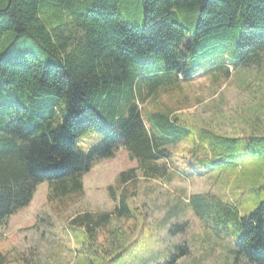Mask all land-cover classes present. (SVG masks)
<instances>
[{
    "label": "trees",
    "instance_id": "obj_1",
    "mask_svg": "<svg viewBox=\"0 0 264 264\" xmlns=\"http://www.w3.org/2000/svg\"><path fill=\"white\" fill-rule=\"evenodd\" d=\"M249 67L261 85L251 92L245 134L169 111L141 113L139 99L160 88ZM87 133L101 139L83 150L77 140ZM182 142L191 146L177 151ZM120 148L136 167L117 175L118 186L138 175L246 178L238 195L198 193L187 205L209 233L227 239L232 264H264V0H0V225L41 183L50 202L80 195L85 173ZM107 189L116 199L115 187ZM118 202V215L129 217L122 196ZM71 222L82 227L78 251L86 255L85 241L98 244L94 229L108 215Z\"/></svg>",
    "mask_w": 264,
    "mask_h": 264
},
{
    "label": "rangeland",
    "instance_id": "obj_2",
    "mask_svg": "<svg viewBox=\"0 0 264 264\" xmlns=\"http://www.w3.org/2000/svg\"><path fill=\"white\" fill-rule=\"evenodd\" d=\"M258 74L255 67L239 68L226 79L201 74L139 99V107L144 117L149 112L169 111L182 114L192 124L210 123L220 132L242 135L251 130L244 117L247 107L255 102H250L252 89L261 85ZM100 139L99 135L87 133L77 142L86 150ZM190 146L182 142L176 150L184 151ZM135 167L136 162L120 148L85 173L80 195L61 203L50 202L47 184H39L31 202L0 225L3 264H78L85 258L88 264H106L115 252L122 254L116 264H135L136 257L151 264L168 255H175L173 264H232L227 239L209 233L190 212L187 202L198 193L238 195L247 188L246 178L238 177V172L222 180L144 179L138 175L118 186L117 175ZM111 185L116 199L109 196L107 188ZM121 196L131 209L129 217L115 210ZM86 213L108 215V223L95 227L98 244L87 246L90 243L85 241L88 253L83 255L78 251L82 227L71 221ZM184 221L185 226L178 230V223ZM182 246L186 249L183 252Z\"/></svg>",
    "mask_w": 264,
    "mask_h": 264
}]
</instances>
